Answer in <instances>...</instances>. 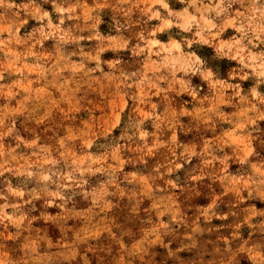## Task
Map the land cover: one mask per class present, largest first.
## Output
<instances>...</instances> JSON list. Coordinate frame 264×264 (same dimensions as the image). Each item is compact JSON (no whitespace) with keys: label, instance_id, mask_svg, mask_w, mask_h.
<instances>
[{"label":"rangeland","instance_id":"1","mask_svg":"<svg viewBox=\"0 0 264 264\" xmlns=\"http://www.w3.org/2000/svg\"><path fill=\"white\" fill-rule=\"evenodd\" d=\"M0 264H264V0H0Z\"/></svg>","mask_w":264,"mask_h":264}]
</instances>
